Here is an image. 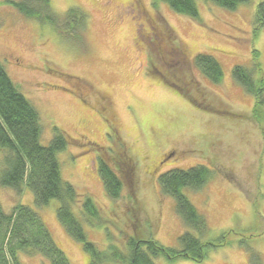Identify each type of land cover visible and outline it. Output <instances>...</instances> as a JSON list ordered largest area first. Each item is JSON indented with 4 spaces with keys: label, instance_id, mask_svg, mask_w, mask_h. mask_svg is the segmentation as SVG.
Returning a JSON list of instances; mask_svg holds the SVG:
<instances>
[{
    "label": "rangeland",
    "instance_id": "obj_1",
    "mask_svg": "<svg viewBox=\"0 0 264 264\" xmlns=\"http://www.w3.org/2000/svg\"><path fill=\"white\" fill-rule=\"evenodd\" d=\"M258 1L226 9L195 0L198 17L190 18L161 1L50 0L60 15L69 7L86 14L79 45L63 42L48 23L0 0V61L39 113L40 142H49L54 126L68 138L56 153L60 175L76 191L73 214L100 248L114 243L126 251L127 235L178 247L184 231L202 241L226 233L227 243L201 261L152 260L264 264V123L254 121L253 97L231 75L235 64L251 66L253 48L264 72V26L252 32ZM202 52L219 62V82L194 65ZM118 152L133 160L128 168L122 164L123 171L113 163ZM99 157L122 181L117 198L104 190ZM196 164L212 171L201 188L183 189L205 218L202 234L183 222L157 181L167 169ZM84 196L99 209L93 224L82 209ZM0 202L5 211L16 202L31 206L70 264L88 262L56 216L57 199L37 206L28 187L17 201L11 188L0 186ZM18 256L22 264H49L37 253Z\"/></svg>",
    "mask_w": 264,
    "mask_h": 264
},
{
    "label": "trees",
    "instance_id": "obj_2",
    "mask_svg": "<svg viewBox=\"0 0 264 264\" xmlns=\"http://www.w3.org/2000/svg\"><path fill=\"white\" fill-rule=\"evenodd\" d=\"M25 17L39 23H48L60 40L83 45L86 14L78 7H69L63 15L56 13L50 0H7ZM164 2L176 13L190 18L198 17L195 0H152ZM226 8L235 9L248 0H205ZM264 26V0H259L253 17V34ZM194 65L210 81L219 82L223 72L219 62L210 54L197 53ZM232 78L253 97L251 115L254 121L264 123V72L258 60V50L252 49L250 67L235 64ZM55 133L47 144L40 142L41 126L39 113L28 98L19 91L0 61V186L13 190L17 201L28 187L37 206L50 199L59 201L56 216L67 234L82 245L89 256L85 264H154L152 258L164 256L168 261L177 259L203 260L211 248L227 243V234L216 240L202 241L190 231L178 236V247L165 246L153 237L136 238L127 235L126 251L114 243L107 249L100 248L86 237L81 222L71 210L76 200L72 184L62 179L58 151L66 148L68 138L54 126ZM264 132V131H263ZM114 166L122 169V164L133 163L130 155L117 153ZM99 176L106 194L117 198L122 189V181L114 168L99 157ZM128 168V167H127ZM130 170V169H129ZM211 169L204 164L187 168H170L161 172L157 181L162 193L170 195L177 214L183 222L202 234L207 230L204 216L184 194V188L199 189L211 176ZM82 209L91 224L100 219L99 209L94 200L84 196ZM39 254L49 260V264H70L64 251L56 244L50 231L39 214L31 206L16 202L5 211L0 202V264H22L19 253Z\"/></svg>",
    "mask_w": 264,
    "mask_h": 264
}]
</instances>
